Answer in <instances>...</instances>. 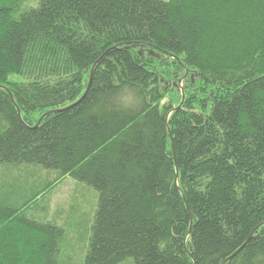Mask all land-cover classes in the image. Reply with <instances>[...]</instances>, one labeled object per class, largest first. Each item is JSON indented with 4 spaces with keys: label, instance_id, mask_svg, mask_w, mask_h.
I'll list each match as a JSON object with an SVG mask.
<instances>
[{
    "label": "trees",
    "instance_id": "16d2710c",
    "mask_svg": "<svg viewBox=\"0 0 264 264\" xmlns=\"http://www.w3.org/2000/svg\"><path fill=\"white\" fill-rule=\"evenodd\" d=\"M129 259L264 264V0H0V264Z\"/></svg>",
    "mask_w": 264,
    "mask_h": 264
},
{
    "label": "rangeland",
    "instance_id": "374dc122",
    "mask_svg": "<svg viewBox=\"0 0 264 264\" xmlns=\"http://www.w3.org/2000/svg\"><path fill=\"white\" fill-rule=\"evenodd\" d=\"M179 85L178 88L183 90V83L180 82ZM42 171L44 170L42 169ZM46 175L47 174L43 172V176ZM49 176V178H52L54 175L50 173ZM26 177H28V174H26ZM94 194L96 195V201L98 202V194L95 190L82 182L75 180L73 177L68 176L62 183H60L51 195L50 206L52 212L59 208L66 209L67 214H69V216L71 215L75 222V236H81L83 233L85 235L86 231L90 229L92 222L89 215L91 206L93 205V199H95ZM123 264L135 263L132 259H129Z\"/></svg>",
    "mask_w": 264,
    "mask_h": 264
},
{
    "label": "water",
    "instance_id": "95a60500",
    "mask_svg": "<svg viewBox=\"0 0 264 264\" xmlns=\"http://www.w3.org/2000/svg\"><path fill=\"white\" fill-rule=\"evenodd\" d=\"M151 53H152L153 55L157 56V57H160V56H161V54H159V53H155L154 51H151ZM100 61H101V59L99 60V62H100ZM93 74H94V70H93L92 73H91L90 82H89L88 88H87L85 94L83 95V97L87 94V92H88V90H89V88H90V86H91L92 79H93ZM181 82H182V80H181ZM179 86H180V85H179ZM83 97H82V98H83Z\"/></svg>",
    "mask_w": 264,
    "mask_h": 264
}]
</instances>
